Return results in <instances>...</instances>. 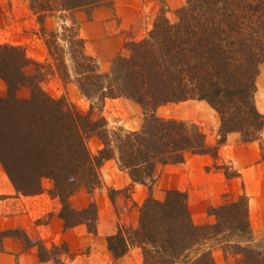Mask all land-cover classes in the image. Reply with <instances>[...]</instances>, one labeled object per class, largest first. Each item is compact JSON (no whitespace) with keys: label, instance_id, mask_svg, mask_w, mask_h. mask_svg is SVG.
<instances>
[{"label":"trees","instance_id":"16d2710c","mask_svg":"<svg viewBox=\"0 0 264 264\" xmlns=\"http://www.w3.org/2000/svg\"><path fill=\"white\" fill-rule=\"evenodd\" d=\"M113 1L27 0L41 34H48L44 44L49 55L61 68L66 65L57 57V33L45 31V19L110 8ZM176 15L171 23L162 7L145 37L126 43V54L112 61L108 73L85 55L84 42L74 30L70 56L77 88L90 102L87 114L47 95L40 86L46 74L40 69L30 77L24 74L28 65H41L21 47L0 46V80L6 86L5 97H0V164L16 192L25 196L42 193L43 179L52 181L49 194L61 203L64 230L86 225L96 233L95 202L76 210L70 199L81 189L91 195L102 185L100 168L106 161L116 160L133 184L146 185L157 166L208 155L213 168L231 180L239 173L219 162L227 136L237 133L243 144L264 143V116L253 100L264 66V0H185ZM23 87L30 89L28 99L17 97ZM119 98L143 110L138 130L111 129L103 116L93 119L97 106L102 111L106 100ZM189 100L205 102L219 117L215 145L208 143L200 125L156 115L163 105ZM91 137L102 143L95 156L87 146ZM206 212L214 222L196 225L185 192L168 190L163 201L150 196L139 210L137 227L119 225L107 237V249L116 262L139 249L142 264H215L211 251L218 247L238 256L236 264H264V241L253 239L244 192L224 204L209 205ZM13 233L0 232V243ZM39 249L40 254L48 252L44 243Z\"/></svg>","mask_w":264,"mask_h":264},{"label":"rangeland","instance_id":"374dc122","mask_svg":"<svg viewBox=\"0 0 264 264\" xmlns=\"http://www.w3.org/2000/svg\"><path fill=\"white\" fill-rule=\"evenodd\" d=\"M133 1L114 0L110 8L98 7L89 13L75 11L65 15L62 14L59 17H47L55 20V25L49 26L50 28L46 26L44 21V27L45 31L57 33V57L59 61L64 62L66 65L61 68L62 64H57L58 62L56 63L50 57L44 44V38H49L48 34H41L40 25L30 11L27 0H0V46L7 44L21 47L30 60L41 65L40 68L33 64L28 65L24 69V74L30 77L35 75L40 69L46 74L40 86L47 95L55 100H66L75 111L87 114L90 110V102L81 95L77 88L74 64L70 56L69 41L74 35V30L75 32L77 30L78 38L84 42L85 55L95 60L100 72L108 73L112 61L116 57L126 54L124 51L126 43L139 41L145 37L152 28L154 19L162 7L166 18L171 23H175L177 21L176 11L185 5V0H181V2L179 0H170L168 8L165 0H163L162 4L152 0L159 5L158 13L149 20L135 19L131 22V16H134V12L131 13L130 11L127 14V9H129L128 3ZM180 3H182V7L178 8ZM95 10L98 12L103 11L102 15L97 14V16L105 20L106 26L104 31L100 33L101 35L98 33L99 31L91 28L90 34L94 35V39L88 41L83 38L84 30L83 33L80 31V18H83L84 22L89 21ZM64 27H73V31L67 32ZM96 34L100 35L98 36V42ZM57 65H60V67L58 68ZM5 95L6 86L0 80V97L3 98ZM29 96L30 89L27 87H23L17 92V97L20 99H28ZM253 100L256 109L264 116V66L261 67L256 79ZM94 102L98 104L97 101ZM93 112V119L103 116L111 129L123 127L128 131H136L141 127L144 120L143 110L134 102L123 98L108 99L102 106V111H99L97 106ZM156 115L163 119L192 121L202 127L210 145L216 144L219 117L205 102L189 100L166 104L156 110ZM262 139L264 141V127ZM87 146L90 153L95 156L102 148V143L98 138L91 137L87 141ZM263 146L264 143L260 142L243 144L237 133H231L227 136L225 145L220 148L219 162L226 164L229 168L239 173V178L231 180L225 179L220 171L213 168L214 161L208 155H188L182 164L157 166L151 182L146 185L133 184L132 182L125 183L124 174H119L114 168L115 164L118 167L116 160H113L114 162L106 161L100 168L102 185L94 190L91 195L81 189L70 199L72 207L76 210L85 209L90 203L95 202L97 210L96 233H90L86 225H78L79 228H83L88 234L87 240L76 237L77 239L73 244L74 249H71L69 243L64 242L63 239L57 243L50 242L48 252L41 254L39 252L40 244L44 243L45 246L47 244L42 241L37 230H32L29 233V231L24 229V221H28L27 217L29 218L30 215L23 204L21 196L34 197L43 193L50 196L49 192L53 188V183L50 180L43 179L42 187L44 191L42 193L32 196L19 194L10 183L0 164V170L4 178L2 179L3 184L12 190L9 196L0 194V221L5 216L10 218V221L4 224L0 232L14 231L11 237L4 239L2 244L0 243V246L2 245L0 264H19L18 254L4 255L3 245L8 240L7 243L9 244L7 245L10 250L14 249L12 243L16 242L23 251L33 248L39 260L40 256L49 258L48 262L51 264H66L68 257L78 259L77 264H86L87 262H84L85 258H88L87 256L94 251V257L98 255L95 264H116L118 261L113 260L107 249V237H105V241H100L95 237L98 233V225L101 224L106 227V230L114 228L115 232L119 225L136 228L139 210L145 200L151 196L157 201H163L166 191L172 189L187 194L189 212L196 225L214 222V218L208 216L206 212L209 205L218 206L224 204L236 199L238 195L244 192L248 197L249 223L253 239L258 242L264 241V162L262 161L264 150H261ZM135 185L140 186L136 189ZM54 199H56V207L59 214L61 203L58 198ZM108 215H111L112 218H109ZM40 222L38 221L37 223ZM109 224H111V228H109ZM90 244L94 245L92 247L93 251H91ZM54 246L57 248L54 249ZM219 249L224 257L229 259V264L237 263L238 256L226 254L221 248ZM133 250L128 252L119 262L127 260V264H135L136 260H138L137 264H142L141 254L140 258H138ZM137 250L140 253V250ZM96 251L98 252L97 255ZM107 253H109L111 261Z\"/></svg>","mask_w":264,"mask_h":264},{"label":"crops","instance_id":"0c3cea01","mask_svg":"<svg viewBox=\"0 0 264 264\" xmlns=\"http://www.w3.org/2000/svg\"><path fill=\"white\" fill-rule=\"evenodd\" d=\"M165 2L169 8L170 0H165ZM179 2H181V0H179ZM128 4H129V7H128L129 9H127V14H129L130 11L131 13L134 12V16H131V22H133L135 19H142V20L152 19V17H154L158 13V10H159V5L155 1H152V0H134L132 3H128ZM180 7H182V3L179 4L178 8ZM97 14L102 15L103 11H99V12L96 10L93 11L92 18L86 22H84L85 20H83V18H80V21H81L80 31H82L83 33V30H84L83 38H85L88 41H91L94 39L93 37L94 35L90 34L91 28L96 29L97 31H99L98 33L100 34L104 31V27L106 26L105 20L100 19L99 16H97ZM45 24L48 27L49 26L52 27V25H55V20H53V18H47L45 20ZM100 35H97L96 37L97 42L99 40L98 36ZM110 161H113V160H110ZM114 168L116 172H118L119 174H124L125 183H131L127 174L119 170L116 164ZM2 179H4L3 173H1V170H0V181H2V183H0V194H5L9 196L11 195L12 190L9 187H7V185L3 184ZM138 186L140 185H135V188L137 189ZM21 198L23 200V204L26 206V209L28 210V213L30 215L29 218L27 217L28 221L26 220L24 221V225H23L24 229L29 231V233H31L32 230H37L39 232V236L42 239V241H44L47 244L46 246L47 249H49L50 242L57 243V242H60L62 239L64 242L69 243V245L71 246V249H74L73 244L77 238H81V239L85 238L86 240L88 239V234L84 231L83 228H79L78 226L72 229L64 230L63 222L59 218V214L57 212L56 199L51 198L48 194L43 193V194H40L34 197L21 196ZM31 213L33 214L31 215ZM108 217L112 218L111 215H108ZM9 221H10V218L8 216L3 217L0 221V226H1L0 229L4 226V224H6ZM38 221H41V222L37 223ZM110 225L111 224H109V228H111ZM97 231L98 233H97V236L95 237L100 241H105V237H108L114 234L115 229L112 228L110 230L109 229L106 230V227H103L101 224H99ZM8 241H6L3 245L4 255L10 256L11 253L18 254L17 258H18L19 264H51L50 262H48V260L47 261L39 260L38 255L33 248L23 251L22 248L19 247V245H17L16 242L12 243L10 241L13 244V248H14L10 250L7 245L9 244L7 243ZM93 246H94L93 244H90L91 251H93V248H92ZM133 251L138 256V258H140L139 251L137 249ZM94 252L89 254L87 256L88 258H85L84 262H87L88 264H95L96 260L98 259V255H97L98 252L96 251V255H97L96 257H94L95 256ZM211 252H212V256L216 264H229V259L224 257L222 251L219 248H213ZM107 254L111 261V257L109 253ZM93 259L95 260L94 262H93ZM77 260L78 259L74 257L73 258L68 257L66 260V264H77ZM127 262H128L127 260L126 261L123 260L121 262L118 261V263L116 264H127ZM137 262L138 260H136L135 264H137Z\"/></svg>","mask_w":264,"mask_h":264}]
</instances>
